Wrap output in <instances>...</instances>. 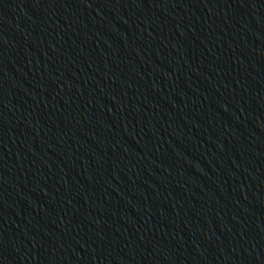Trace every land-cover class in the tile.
<instances>
[{
	"label": "water",
	"instance_id": "obj_1",
	"mask_svg": "<svg viewBox=\"0 0 264 264\" xmlns=\"http://www.w3.org/2000/svg\"><path fill=\"white\" fill-rule=\"evenodd\" d=\"M0 264H264V0H0Z\"/></svg>",
	"mask_w": 264,
	"mask_h": 264
}]
</instances>
